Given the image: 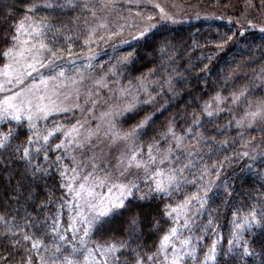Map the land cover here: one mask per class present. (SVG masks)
I'll return each instance as SVG.
<instances>
[{"label":"snow or ice","instance_id":"6c2138e0","mask_svg":"<svg viewBox=\"0 0 264 264\" xmlns=\"http://www.w3.org/2000/svg\"><path fill=\"white\" fill-rule=\"evenodd\" d=\"M20 2L24 4L25 15L11 25L13 33L4 37L10 41V46L0 52L6 61L0 65V122L6 126L5 131H0V180L4 181L0 188L6 193L10 189L7 199L17 205L11 220L7 214H0V224L5 228L0 238L17 251L22 241L30 243V248L24 249L27 255L20 264H34L33 254L38 257L37 264H264V199L249 204L245 212L240 208L232 211L230 238L226 246L221 243L223 237L211 213L206 222L197 223L198 218L207 211L214 186H221L216 184V180H219L223 163L211 169L204 166L198 176L189 179L191 170L196 167L189 158L194 153L199 154L198 145L201 142L211 151L215 137L196 133V144L186 145L185 137L177 136L173 125L169 124L161 135L165 139L171 136L173 145L161 151L160 141L154 139L148 144L145 157L138 142L141 136L148 135L150 129L154 131L152 125L159 109L142 115L144 109L151 107L157 99L144 86L146 81L143 74L135 79L146 98L142 99L139 93L134 95L129 88L120 90L123 104H109L108 110L101 113L103 123L95 128L86 127L87 120H77L70 128L58 123L50 129L40 127L41 121H47L55 113L81 108L79 103L69 105L67 102L73 97L79 101L80 89L87 79L83 74L68 76L62 57L64 49L53 51L50 45L59 39L70 43L73 35H76L74 30L82 26L86 32L83 43L90 51L88 58L94 59L97 53L91 51V45L97 39L107 43L116 38L120 46L127 45L131 49L124 55L113 57L116 63L109 73L116 75L120 69L127 72L135 70L142 55L149 54L146 50H157V35L182 21L168 12L158 0H125L127 16L119 15L120 9L125 7L121 0ZM132 5L158 12H133ZM244 6L245 11L264 10V0H258V3L256 0H244ZM0 9L3 10V23L7 24L15 16L17 5L0 0ZM39 11L49 12L51 19H35ZM113 15H117L123 23L112 25L109 17ZM81 17H91L92 22L87 18L81 20ZM129 18L138 20L142 26L129 24ZM229 23H232L231 19ZM248 27L256 29L258 26L248 21ZM126 28L135 29V34L128 39H120ZM259 31L264 33V27H259ZM101 32L105 35H100ZM243 35L244 31H241L240 36ZM76 38L79 39V35ZM223 39L227 43L233 37ZM163 43L167 45V39ZM117 47L113 45L114 50ZM217 48L222 50L223 45ZM158 50L165 54L167 51L165 47ZM67 51L71 57V47ZM205 58L211 61L213 57L209 55ZM57 61L62 63L58 64ZM68 63L72 65V71L80 72L74 60L70 59ZM44 71L52 74L44 75ZM149 74H155V69H150ZM107 75L105 73L93 81L94 90L85 89L88 97L85 103L93 106L88 109L89 112L99 101V90L108 87L105 83ZM27 80L32 82L25 87L23 85ZM261 87H264V78L260 86L246 84L228 96L217 92L211 98V103L203 105L202 112L204 116L213 118L224 111L221 104L231 103L243 108V116L236 121L238 127L259 125V131L264 132V95L255 102L249 99ZM169 91L175 95L171 84ZM105 103L108 104V101ZM212 104L216 105L215 111H209ZM118 115L124 116L125 120H135V123L127 130L117 128L114 117ZM13 122L15 127L11 126ZM192 124L201 127L202 121L195 118ZM192 131L193 128L189 127L187 134L191 136ZM61 132L64 139L52 145L51 138ZM22 133L24 139H21ZM249 143L245 144L246 148ZM221 144H227V141ZM113 150L117 153L116 164L110 166L109 170L98 161L111 155ZM52 151L63 154L56 155L53 160L50 158ZM69 151L80 155L79 161L76 155L71 156L73 166L70 170L68 164L63 163ZM41 155L47 167L40 162ZM182 157L188 162L185 163ZM239 158L251 161L246 168L253 171V165L264 163V150L252 148L251 152L239 154ZM229 159L225 157V161ZM14 164H22L23 168H13ZM53 168L60 177L59 187L63 192L60 197H55L51 188L41 187L39 183L51 176ZM212 172L217 173L216 180L210 178ZM260 175L264 179V173ZM188 187H195L197 191L189 192ZM224 187L226 195L231 196L228 191L230 186L225 183ZM41 192L44 193L43 199ZM54 203L57 204L55 212L51 210ZM140 204L148 207L141 208ZM65 213L67 228L61 225ZM121 215L129 217L126 220V238L113 237L104 243H89L91 236L103 234ZM155 216L159 219H154ZM161 220L169 224L166 230L161 228ZM145 221L152 225L153 234L162 231L150 253L142 251L144 246L137 243L144 235L141 226ZM26 230H30V233ZM36 232H40L41 237H49L51 243L46 244L43 238H37ZM80 233L83 235L78 239ZM210 238V244L201 243ZM0 264H8V258L0 256Z\"/></svg>","mask_w":264,"mask_h":264},{"label":"trees","instance_id":"16d2710c","mask_svg":"<svg viewBox=\"0 0 264 264\" xmlns=\"http://www.w3.org/2000/svg\"><path fill=\"white\" fill-rule=\"evenodd\" d=\"M7 3H16L17 12L15 16L8 21L7 24L3 23V10L0 9V52L10 46V41L4 39L5 36L13 33L11 25L18 21L25 15L24 4L20 0H4ZM27 2L40 3L41 0H27ZM71 15V13L69 14ZM51 19V14L46 11H39L35 14V19L40 18ZM89 19L91 17H81L83 19ZM61 19H67V17H61ZM76 35H79V39L73 33H66V35H73V40L69 43L63 39H59L55 42L53 51L58 48L64 49L62 53L63 58H70L68 56L67 49L71 47L72 56L80 55L81 53L89 52V47L85 46L83 41L86 38V32L80 29H75ZM232 36L233 39L224 42V37ZM95 39V38H94ZM167 39L168 44L165 45L163 41ZM235 43L230 45L231 42ZM135 43V42H133ZM223 45L222 50H218L217 46ZM165 47L167 49L165 56H168V60L161 62L158 60V55L161 53L158 49ZM94 48V44L91 45ZM262 48H264V33L249 31L244 33L241 37L237 28H234L229 23L223 20H197L182 22L178 25H170L167 31H161L156 37V51L152 49L146 50L149 54L142 55L141 59L136 65V69L127 72L125 69L119 70L118 80L122 81L121 84L127 85L128 88L133 89L139 84L136 81V77H140L142 74L144 78L152 80L150 86V92L157 97L155 103L148 108L144 109L143 114L149 113L152 110L157 111L155 122L152 125L153 130H149L147 136H141L138 142V146L143 148L144 155H147V146L152 143L153 140H159V148L164 151L172 145L173 139L171 136L163 138L164 133L169 124L173 125L174 131L177 136L183 135L185 137L184 143L186 145L196 144V133H203L205 137H215V143L212 144L211 151L209 146H205L203 142L198 145L199 154H193L189 159L196 165L192 169V175L198 176L204 166L211 169L213 166H219L223 163V168L220 171L219 180H216V172L211 173V179L216 180L217 185L213 193L210 194L209 204L207 211L202 214L197 223L201 221L206 222L208 214L211 213L216 219V225L219 226V233L223 237L221 241L222 245L226 246L227 239L230 238L229 233L231 231L230 221L232 219V211L240 208L242 212L248 210V205L256 203L257 200L264 199V179L261 178V173H264V163H257L253 165V171H248L246 165L251 163L247 158L240 159L239 154L244 152L246 136L240 135L236 128H230L225 125V119L228 118L227 112H220L213 118L204 116L202 112L203 105L206 102H210L211 98L217 92L222 95H229V93L242 83V77L245 72L241 70L249 71L258 69L264 65V55H262ZM131 51L127 45L117 48L115 52H111L105 59V67H112L116 60L113 58L117 55H124L126 52ZM61 54V53H58ZM112 54V55H111ZM162 54V55H163ZM170 55V58H169ZM211 55L212 60H208L205 57ZM71 56V57H72ZM109 60V61H107ZM107 61V62H106ZM174 61V62H173ZM5 59L0 56V65L4 64ZM61 64V62H57ZM207 65V68H205ZM67 68V67H66ZM150 69H155V74H149ZM73 71L71 70L70 73ZM73 74V73H72ZM241 78V79H240ZM148 80V81H149ZM175 93L169 91V85ZM147 85V84H146ZM141 98H146L143 95V91H140ZM159 94V95H157ZM215 106V105H214ZM211 109V108H210ZM214 111V107L211 109ZM198 118L202 121L201 127H194L192 124L193 119ZM77 120V115H71L70 113H59L49 117L47 121H41L40 127L52 128L54 124H61L64 128H68ZM135 123V120H125V117L119 120V128L127 130L131 124ZM15 127V122L11 125ZM26 127V125H25ZM193 128L191 136L187 134V129ZM6 126L0 122V131H5ZM239 133V134H238ZM252 135H264V132L256 131ZM63 133H58L51 138L52 145L59 143L63 140ZM21 139H24L22 133ZM222 141H227V144H221ZM174 142V141H173ZM62 152L52 151L50 152V158L55 159L56 155H61ZM69 154V153H68ZM65 155L63 163L68 164L69 170L71 169L72 161L69 155ZM186 155V154H185ZM225 157H229L228 161H225ZM235 157V158H233ZM182 159H184L182 157ZM40 162L47 167V163L43 161V155L40 157ZM187 163V159H184ZM13 168L22 169V164H14ZM20 179V177H16ZM207 179V178H206ZM41 187H48L53 190L55 197L63 195L60 189V177L58 172L53 168L51 176L46 181L39 182ZM230 186L228 191L231 192V196L226 195L224 184ZM4 181L0 180V185H3ZM15 184V180H13ZM143 186V185H142ZM189 192H195V187H188ZM10 194V189L6 193L0 188V214H7L9 219L15 214L14 210L17 205L14 201H9L7 196ZM44 198V193L41 192V199ZM155 206L153 202L152 207ZM163 205L161 204V207ZM57 204L51 205V210L55 212ZM139 207H148V205L140 204ZM47 211V209L45 210ZM129 217L127 215H121L117 217L110 229H106L103 234L96 233L91 236L90 244L92 241L98 243H104L115 237L116 239H124L125 230L127 228L126 220ZM159 219L158 216L153 217ZM20 222L19 220L17 221ZM161 228L166 230L169 224L161 220ZM61 225L67 228V214L62 217ZM143 228L144 235L137 241L144 247L142 251L150 253L154 250V246L158 243L162 231H156L153 234L152 225L145 221L141 226ZM112 229H115L113 231ZM5 228L3 224H0V233H3ZM29 231L30 230H26ZM83 233L78 236L81 237ZM37 238H43L46 244H50L49 237H41L40 232H36ZM71 233L69 231V238ZM19 239V236H17ZM204 245L211 243V238L201 242ZM30 248V243L21 242L19 251L13 249L7 245V242L0 238V256L8 258V264H20L22 258L27 255L24 249ZM206 250V249H205ZM123 258V257H122ZM34 264H37L38 257L33 254Z\"/></svg>","mask_w":264,"mask_h":264},{"label":"rangeland","instance_id":"374dc122","mask_svg":"<svg viewBox=\"0 0 264 264\" xmlns=\"http://www.w3.org/2000/svg\"><path fill=\"white\" fill-rule=\"evenodd\" d=\"M158 2L163 7H165V9L168 12L175 14L176 18L178 20H181L182 22L197 21V20H223L229 23V19H231L232 23L229 24L232 25L234 28H237L239 34L241 31H244V33L249 31L260 32L259 27H264V10H260L257 8V9H248L247 11H245L244 0H158ZM256 2L258 3V0H256ZM121 3H125V0H121ZM127 7L128 5L125 3V7L120 9L119 15L127 16L128 15V12L126 10ZM132 11L133 12L142 11L144 13H152V14H156L158 12V10L152 8L140 9L137 8L135 5H132ZM109 20L111 21L112 25H115L117 23H123V21L118 20L117 15H113L112 17H109ZM248 21H251L253 24H256L258 27L256 29L249 28ZM155 22L156 21L154 20L153 23ZM128 23L129 24L136 23L137 27L142 26L138 20H133L132 18H129ZM134 34H135V29L126 28V31L120 37V39H128L130 35H134ZM100 35H105V33L101 32ZM234 43L235 41L231 42L230 45L231 44L233 45ZM113 45H117L118 46L117 48L125 46V45L120 46L119 40L116 38L108 41L107 43H104L103 41L97 39L96 42L94 43V48H91L92 52L97 53L94 59L88 58L90 55V51L87 53H81L80 55L72 56L70 58H63V63L67 67L66 74L68 76L83 74L85 77H87V79L83 82L84 86H82L80 89L81 97L79 101H76L75 98L73 97L67 102L69 105L73 103H79L81 105V108H73L68 113H70L71 115H77V120H80L81 122L87 120L88 124L86 125V127L95 128L97 124H102L103 121L100 119L101 113L108 110L109 104L122 105L124 102L120 99L121 96L120 90L124 88H128V86L127 85L123 86V84H121L122 81L118 80L119 71L117 72L116 75H112L111 73H109V69L112 67L109 68L108 66L105 67L106 64L105 59L107 58L105 56H108V54L111 52L112 53L115 52L117 49L116 48L114 50ZM162 54L163 53L158 54L160 55L158 57V60L161 62H165L166 60H168V56ZM70 59L75 61L76 67L80 69L79 73H76L74 71L72 72L73 74L70 73L72 70V65L68 63ZM89 64H91L92 67H87ZM241 72L242 73L245 72L244 77H242L243 78L242 83L240 82V84L235 88H233L231 92L239 90L242 86L246 84H251L253 86H260L262 84V78H264V65L262 67L260 66L258 69H253L249 71L241 70ZM105 73H108V75L105 76V83L108 84V87L99 90V101L95 106L94 110L89 112L88 109L92 108L93 106L91 104L85 103L86 99L88 98L85 89L94 90L93 81L96 79H100L102 76L105 75ZM51 74L52 73L44 71V75H51ZM148 80L149 79L145 78L146 83L144 86L148 89V91H151L150 86L152 84V80L149 81ZM31 82H32L31 80H27L25 82V85L23 86L26 87L27 84H30ZM130 90H133L134 95L139 93L141 96L140 91L142 90L140 88V85ZM262 95H264V87H261L259 92H255L253 95H250L249 99L255 102L257 98L261 97ZM105 101H108V104H106ZM209 103H211V101ZM214 105L215 104H212L211 109L214 107V111H215L216 105L215 106ZM220 107L223 108L224 111L228 113V115H230L228 118L225 119V125L230 128H236L240 133V135L246 136L245 144L250 142L247 148L244 147V151L251 152L252 148H255L257 151L264 150V135H252V133L259 131V127H260L259 125H255L254 127L237 126L236 121L240 120L241 117L243 116L242 107H237L236 105H232L231 103L221 104ZM211 109L209 108V111H211ZM153 111L154 110H152L151 112ZM55 114H59V113H55ZM123 117L124 116H119V115L114 117V123L116 124L117 128H119V120L122 119ZM77 120L72 125L76 124ZM72 125H70L68 128H70ZM103 126L107 127L106 124H103ZM173 143L174 142L172 141V145ZM105 152H107V149H105ZM97 154L99 155V150H97ZM68 155L69 157H71L72 155H76L77 161L80 160V155L78 152L69 151ZM88 155H91V153H88ZM116 156L117 153L115 150H113L111 155L101 158V160L98 161V163H102L105 167H109V170H111L110 166H114L116 164Z\"/></svg>","mask_w":264,"mask_h":264}]
</instances>
